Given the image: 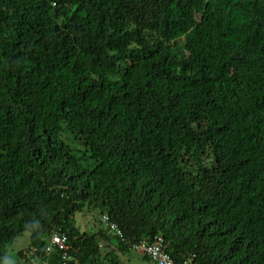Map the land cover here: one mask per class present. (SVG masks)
<instances>
[{"label": "trees", "instance_id": "obj_1", "mask_svg": "<svg viewBox=\"0 0 264 264\" xmlns=\"http://www.w3.org/2000/svg\"><path fill=\"white\" fill-rule=\"evenodd\" d=\"M57 232L264 264V0H0V264H62Z\"/></svg>", "mask_w": 264, "mask_h": 264}, {"label": "built area", "instance_id": "obj_2", "mask_svg": "<svg viewBox=\"0 0 264 264\" xmlns=\"http://www.w3.org/2000/svg\"><path fill=\"white\" fill-rule=\"evenodd\" d=\"M103 225L115 236L125 241V237L119 227L110 221L108 216L102 218ZM138 254L147 255L154 264H174L171 257L165 253L163 239L157 238L150 244L139 243L133 246ZM54 250H58L62 255V263L68 264L71 261L68 255V238L63 234H54L51 238V243L48 246L46 253L47 256ZM43 264H49L48 260L43 261Z\"/></svg>", "mask_w": 264, "mask_h": 264}, {"label": "rangeland", "instance_id": "obj_3", "mask_svg": "<svg viewBox=\"0 0 264 264\" xmlns=\"http://www.w3.org/2000/svg\"><path fill=\"white\" fill-rule=\"evenodd\" d=\"M85 221H87L88 224L90 223V219L85 218V215H81V217L79 216V220L77 218V224L79 227H81L82 230L84 229L82 225H84ZM28 244H29L28 234H25L21 239L12 243L7 248V251H6L7 252L6 253L7 254V264H24L22 260H18L17 253L27 248ZM132 256L134 255L132 254Z\"/></svg>", "mask_w": 264, "mask_h": 264}, {"label": "crops", "instance_id": "obj_4", "mask_svg": "<svg viewBox=\"0 0 264 264\" xmlns=\"http://www.w3.org/2000/svg\"><path fill=\"white\" fill-rule=\"evenodd\" d=\"M132 254L135 256H132ZM127 263L126 264H151L148 260L139 257L137 254L134 252L129 253L126 258Z\"/></svg>", "mask_w": 264, "mask_h": 264}, {"label": "bare ground", "instance_id": "obj_5", "mask_svg": "<svg viewBox=\"0 0 264 264\" xmlns=\"http://www.w3.org/2000/svg\"><path fill=\"white\" fill-rule=\"evenodd\" d=\"M103 217H104V216L101 217L100 221H101L102 226L105 227V226L103 225V223H102V218H103ZM110 221H111V220H110ZM114 224H115V223H114ZM105 228H106V227H105ZM106 229H107V228H106ZM107 230H108V229H107ZM108 231H109V230H108ZM54 234H56V233H54ZM54 234H53V235H54ZM57 234H60V233L57 232ZM53 235H52V236H53ZM63 235H64V234H63ZM52 236H51V238H52ZM66 237H67V236H66ZM51 238H50V242H49L48 246H49L50 243H51ZM119 239H120V238H119ZM120 240H121V239H120ZM48 246H47V248H48ZM47 248H46V250H47ZM57 251H58V250H57ZM68 251H69V247H68ZM46 254H47V253H46ZM173 262H174V261H173ZM62 264H63V263H62ZM174 264H175V263H174Z\"/></svg>", "mask_w": 264, "mask_h": 264}, {"label": "water", "instance_id": "obj_6", "mask_svg": "<svg viewBox=\"0 0 264 264\" xmlns=\"http://www.w3.org/2000/svg\"><path fill=\"white\" fill-rule=\"evenodd\" d=\"M233 59L237 60L238 59V56H234Z\"/></svg>", "mask_w": 264, "mask_h": 264}]
</instances>
